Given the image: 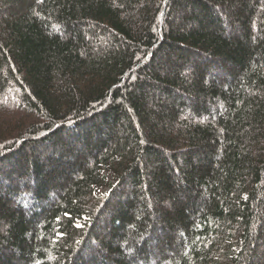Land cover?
<instances>
[{
  "label": "trees",
  "instance_id": "trees-1",
  "mask_svg": "<svg viewBox=\"0 0 264 264\" xmlns=\"http://www.w3.org/2000/svg\"><path fill=\"white\" fill-rule=\"evenodd\" d=\"M0 264H264V0H0Z\"/></svg>",
  "mask_w": 264,
  "mask_h": 264
},
{
  "label": "rangeland",
  "instance_id": "rangeland-1",
  "mask_svg": "<svg viewBox=\"0 0 264 264\" xmlns=\"http://www.w3.org/2000/svg\"><path fill=\"white\" fill-rule=\"evenodd\" d=\"M2 111H6V110H2ZM106 174L109 175V172L108 173L106 172ZM106 190H108V188H106V187L99 188V192H103V191H106Z\"/></svg>",
  "mask_w": 264,
  "mask_h": 264
}]
</instances>
